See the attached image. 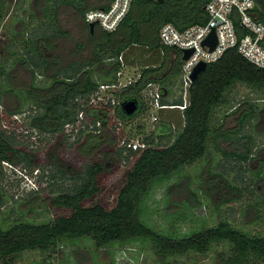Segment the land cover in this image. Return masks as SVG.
<instances>
[{
  "label": "trees",
  "instance_id": "1",
  "mask_svg": "<svg viewBox=\"0 0 264 264\" xmlns=\"http://www.w3.org/2000/svg\"><path fill=\"white\" fill-rule=\"evenodd\" d=\"M209 1L164 0L160 3L156 0H135L116 32L106 33L95 27L94 33H101L103 39L92 47L88 59L80 62L68 61L65 66H60L65 47L59 42L69 37V33L61 26L60 13L71 9L84 20L87 11L106 9L111 0H106L105 4H97L89 10L88 0H43L39 3V14L36 15L33 11L27 18L28 22L16 21L17 26L15 25L11 32L9 26H4L8 35L4 47L0 50V107L4 112L23 114L20 108L13 112L6 109L7 96H21L24 101H31L38 113L28 116L29 127L50 138L58 137L56 148L63 141L66 142L68 137L64 133L65 126L74 124L80 112H85L84 120L88 117L95 120L91 119L93 127L89 133H84L88 130L86 125L77 132V152L90 161L89 164L83 165L80 174H70L69 165L58 158L54 152L55 147L47 152V166L40 169L35 165L33 169L34 171L36 168L37 173L38 169L41 170L40 176L36 174L37 180L50 183V207L67 210L69 213L56 216L46 223L16 221L5 230L0 227V264H11L16 256L24 252H55L57 246L82 238L90 239L97 249L123 245L129 241H143L161 264H169L170 258L182 257L189 253L205 255L213 245L228 248L217 254L218 264H264V191L261 197L255 200L257 185L262 183L263 179L257 173L244 181L245 173L253 174L249 165L254 159L251 155L255 142L250 134L242 133L244 127L251 125L256 116L259 118L256 113L258 108L254 102L248 101L239 106V109H235L231 115L240 114L237 121L239 126L235 130H225L224 121L214 119L216 113L230 105L228 96L235 92L237 86L259 92L264 97V68L251 65L235 49L227 51L217 62L209 64L187 88L186 106L183 110L178 108L184 106L182 97L170 99L171 90L164 86L166 82H170L167 76V79L163 77L164 72L169 70L165 68L167 61L171 59L168 57V51L172 52L176 60L172 74L177 76V81L179 78V87L182 88L181 61L178 52L166 50L159 44L157 25L172 23L179 30H183L194 24H204V7ZM253 1L257 8L254 16L264 25V0ZM9 7L7 0H0V25L9 13ZM144 30H148L150 35L146 42L142 41ZM83 47L84 45L79 43L76 50L80 51ZM137 48L139 52L145 53L134 57ZM129 54L132 55L131 60L126 59ZM120 56L126 65H139L143 70L135 83L121 88L117 94L120 101L116 108L123 121L146 113L147 107L142 92L152 82L160 83V103L171 107L158 112L155 134L142 140L146 145L144 150L116 148V140L111 133L113 129H106L107 108L99 110L86 103L98 92L100 86L118 84L116 74L121 67ZM103 65L107 66V70L103 75H99L98 69ZM14 67L29 71L28 89L13 87ZM50 68L55 71L51 76L47 75ZM37 76L47 78L42 87L34 84ZM38 93L42 95L39 96ZM130 100L137 101L139 108L132 117H127L123 115L120 105ZM107 107H111L110 102ZM97 124L101 126L99 134H96ZM165 137L168 140L161 142ZM227 140L233 142L234 150H221V154L223 159L230 160V170L227 173L222 171L220 176L207 170L206 179L210 181L211 188L213 187V194L216 190L215 182L221 183L225 190L232 194L231 197L222 199L217 209L223 204L241 201L243 195L250 201L240 213L249 221L244 224L247 223L253 230L248 232L237 228L230 219L219 214V220L213 227L189 235L167 237L155 232L143 219L144 202L152 192V187L182 168L203 160L210 148H218L220 142ZM15 142L14 137L7 136L0 128V166L3 162L13 166L25 163L32 168L34 163H37L35 154L19 149ZM98 155L100 157L97 158ZM130 158L135 160L124 174L125 183L118 193L115 207L107 210L100 204L88 206L87 204L101 193L102 176L108 173L107 162L118 164L124 160L130 163ZM47 167L50 168L49 173H46ZM235 170L239 174L229 179V174ZM61 181L72 182L71 188H61ZM202 185L201 182L200 187L209 201L210 198ZM178 186L179 183L171 186L168 194ZM32 193L34 192H29L30 197ZM37 193L35 191V195ZM215 197L222 198L220 194ZM188 201L193 202L190 196ZM31 204L32 201L29 205ZM3 205V195L0 191V209ZM251 208L252 211H249ZM247 215L251 218L248 219Z\"/></svg>",
  "mask_w": 264,
  "mask_h": 264
},
{
  "label": "rangeland",
  "instance_id": "2",
  "mask_svg": "<svg viewBox=\"0 0 264 264\" xmlns=\"http://www.w3.org/2000/svg\"><path fill=\"white\" fill-rule=\"evenodd\" d=\"M41 1L43 0H7L10 7L9 13L5 16L0 25V50L4 47V44L6 43L5 40L8 37L4 26H9L8 28L11 32V29L15 28V25L17 26L16 21L18 22V20H22L23 22H28L27 18L31 15V13H33V11L36 15L39 14V3ZM105 3L106 0H88L87 9L89 10L94 6H97V4ZM59 19L62 28L69 33V37L62 39L59 42V44H63L65 47L62 51V62L60 61V66H65L68 61L80 62L88 59L91 54L92 47L96 43L102 41L103 35L99 32L90 34L85 27L84 20L71 9L63 10L60 13ZM157 27L159 29L161 24H158ZM149 38L150 35L148 30H144L142 41L146 42ZM79 43L83 44L84 47L82 50L77 51L76 45ZM142 53L139 52L137 48L134 57H139ZM168 54H170L168 57L172 60L170 59L167 61L165 68L169 70L167 73L164 72L163 77L166 78L167 76V78L170 79V82H166L164 86L171 90L170 99L182 97L185 101L186 93L181 86L179 87V78L177 81V76L172 74V71H175L176 60L172 52L168 51ZM131 58L132 55L129 54L126 59L131 60ZM120 69V75H118V73L116 74L119 89H113L110 92L100 91L97 96H91L86 102L99 110L107 108L108 125L106 129H113L111 133L115 137L116 148H123L122 142L124 140L134 141V144L141 143L143 139L148 138L150 135H154L158 126V120L153 121V117H158V113L154 110H150L148 100L149 96H144L146 87L143 89L142 96L146 107H148L147 112L142 115L137 114L129 121H123L121 118L122 115L116 108L117 103L120 101L117 94H119L120 89L124 86L132 82L135 83L141 76L143 70L139 65L130 66L126 65L124 62ZM106 70V65L100 66L98 74L103 75ZM53 73H55L54 68H50L47 75L51 76ZM37 74L39 75V73ZM169 74H171V76ZM46 80L47 78L44 76H37L35 77L34 84L42 87L46 84ZM151 84L155 90H161V86L159 85L160 83L152 82ZM12 85L16 89H28L30 85L29 71H25L21 67H14V70L12 71ZM152 87H150V89ZM34 93L35 92H33L32 95H34ZM37 95L41 96L42 94L38 93ZM228 98L230 99V105L225 110L216 113L214 116L215 120L220 119L224 121L223 128L225 130L234 125L232 122L233 119H231L233 116H228V114H231L235 111V109H239V106L243 103L248 101L254 102L258 108L256 113L259 117L261 110L264 109L263 94L249 91L243 86H237L235 88V92L229 95ZM113 99L115 102L113 106L112 103H110V108L107 107L108 105L105 106L106 103ZM5 107L9 112H13L14 110L20 108V111L23 112V114H7L4 112V109L0 107V128L4 130L7 136L15 138L16 147L27 153L35 154L37 163L35 162L32 168L25 163H20L17 166H13L6 162L1 164L0 191L3 195L4 205L0 209V227L5 230L16 221L32 224L46 223L56 216L68 214L69 212L67 210L64 211L62 209L50 207V201L52 199V195L49 193L50 183L46 180H37L36 176L40 174V169L43 168V166H47V152L52 147H55L54 152L58 158L69 165L71 175L75 176L80 174V170H82L81 168L83 165L85 166L89 164L90 161L77 152V143H75V140L77 139V132L74 131L73 133H69L67 129H64V133L68 138H66V142L63 141L58 145V148H56L57 141L59 139L58 137L50 138V136L38 133L36 130L29 127L28 116L30 117L38 113L31 101H24L21 96H19V98L7 96L5 100ZM91 119L95 120L92 117H88L83 121L82 125L79 127L74 126V128L79 129L84 127L83 125H86L88 126V130L84 133H89L93 127ZM260 122L261 118L258 120L256 116L251 125L245 126L242 131L243 134H250L254 138L255 147H258V144L264 141V132L262 136L257 134V131H259L257 130V127L258 124H261ZM238 126L237 122L236 128ZM261 126H264V122ZM96 127L98 128L96 134H99L101 132L100 124H97ZM233 139L239 140L237 137H234ZM167 140L168 138L165 137L160 141L164 142ZM221 150H232L231 143L227 141L220 142L218 144V148H210V151L203 158V160L192 166L182 168L170 178L161 180L152 187V192L147 195L144 202L143 219L146 220L155 232L167 237L189 235L193 232L200 231L201 229L213 227L219 220V214L223 218L230 219L231 223H234L237 228L245 229L248 232L253 230L247 223L244 224L249 221L244 219L243 215L240 213V211L249 204L250 201L248 199L246 200V198H244L245 201L243 199L242 201L234 202L232 204H223L220 209H217V205H220L222 199L229 198L232 195L229 190H225L221 183L218 184L217 182H215L216 185L214 187L216 190L213 194V187L211 188L210 181L206 179L208 178L207 170L217 173L218 176L221 175L220 173L222 171L225 170L227 173V171L230 170V167H228L230 160L222 158ZM98 157H100V155H98L97 158ZM134 160L135 159L130 158V163L123 160L118 164L113 162L110 164L107 162L108 173L102 176L101 193L87 205L100 204L107 210L114 208L118 198V193L125 183L124 174ZM50 164L51 163H49V165ZM35 165L36 168L37 166L40 168L38 169V173L36 168L33 171ZM14 168H17L19 172H23V175H25L29 181L35 182V190H32L34 192L31 194L32 197H30L29 194L31 191H29L26 186V184H29V181L24 178L25 184L22 185V178L19 177L17 174L18 172L16 173L13 171ZM49 171L50 168L47 167L46 173H49ZM35 173L37 175H34ZM226 177L228 178V176ZM201 182L203 183V189L207 192V197L209 196L208 198H210L209 201H207V198L203 194L202 188L200 187ZM177 183H179L180 186L174 188L171 194H168V189ZM60 184H63L61 188L67 190L71 188L72 182L61 181ZM35 191L38 192L36 195ZM54 193L55 192H53V194ZM217 194H220L222 198L215 199L218 198L215 197ZM188 196H190L193 200L192 203L188 201ZM29 201L30 203L32 201L33 204L29 205ZM249 211H252V208L249 209ZM247 218L250 219L251 216L247 215ZM227 249L228 248L226 246L222 248L213 245L210 248V251L205 255L201 256L195 253H189L182 257L176 256L170 258L168 262L169 264H218L216 260L217 254L224 252ZM11 264L161 263L150 250L149 246H147V244L143 241H129L123 245L106 246L97 249L90 239L82 238L75 241L65 242L57 246L55 252H24L16 256Z\"/></svg>",
  "mask_w": 264,
  "mask_h": 264
},
{
  "label": "built area",
  "instance_id": "3",
  "mask_svg": "<svg viewBox=\"0 0 264 264\" xmlns=\"http://www.w3.org/2000/svg\"><path fill=\"white\" fill-rule=\"evenodd\" d=\"M134 1L111 0L106 9L87 11L84 16V22L87 25L94 24L97 29L103 32L114 33L128 15ZM254 8L255 3L253 0H210L204 7L206 17L204 24H194L183 30H179L172 23H165L159 28V44L163 48L174 50L179 54L181 61L180 83L185 93L192 83L190 76L196 66L200 63H204L206 66L215 63L227 51L232 49H235L251 65L257 68H264V25L256 20ZM212 31L216 37V45L210 51L207 46H203L202 44ZM182 51H191L186 60H182ZM119 62L123 66L121 56L119 57ZM120 70L118 75H120ZM150 87H152L151 83L146 86L144 95L149 96L150 110L158 113L163 109L171 108L163 106L160 103V90H155L153 87L150 89ZM113 89H119V86L102 85L95 96L100 91L110 92ZM110 103L114 105V99ZM185 106L186 103L184 101V106L178 108L183 110ZM92 108L96 107L92 106ZM84 117V112H80L76 122L74 124H67L65 129L69 133L78 132L79 129L74 128V126L79 127L82 125ZM156 120L157 116L153 117V121ZM122 147L125 150L138 151L144 150L146 145L143 142L134 144V141L124 140ZM13 171L18 172L17 174L22 178V185L25 184L24 178H27L23 175V172H19L17 168H14ZM34 184L35 182L33 181H29V184H26L29 191L35 190Z\"/></svg>",
  "mask_w": 264,
  "mask_h": 264
},
{
  "label": "crops",
  "instance_id": "4",
  "mask_svg": "<svg viewBox=\"0 0 264 264\" xmlns=\"http://www.w3.org/2000/svg\"><path fill=\"white\" fill-rule=\"evenodd\" d=\"M231 114H228V116H230ZM227 116V117H228ZM233 117H231L232 122L234 123V125L232 127H229L227 128V130L231 131V130H235L236 129V124H237V121H238V118L240 116V114H232ZM264 109L261 110L260 112V117L258 118V120H260L261 118V124L264 122ZM236 123V124H235ZM261 124H258V127H257V134L259 136H262L263 132H264V126L262 127ZM227 142L231 143L232 145V150L228 151V152H231L234 150V147H233V142L231 140H227ZM254 159L253 161L250 163L249 167L250 169L252 170L253 174L252 173H245L244 175V181L246 179H249V178H252L255 176V174H259L260 178L263 179V182L258 184L257 185V188H256V194H257V198H255V200H258L259 197H261V194L263 193V188H264V141H262L261 143L258 144V147H255L254 149V152L253 154L251 155ZM230 173V172H229ZM239 174V172H237L236 170L233 171L231 174H229V179H233L235 177L236 174ZM246 198L244 195H243V198L241 199V201ZM247 200V198H246ZM245 201V199H244ZM236 201H233L229 204H232ZM239 202V201H238Z\"/></svg>",
  "mask_w": 264,
  "mask_h": 264
},
{
  "label": "water",
  "instance_id": "5",
  "mask_svg": "<svg viewBox=\"0 0 264 264\" xmlns=\"http://www.w3.org/2000/svg\"><path fill=\"white\" fill-rule=\"evenodd\" d=\"M149 1V0H148ZM157 2L162 3L164 0H156ZM254 11H257V8H254ZM88 29L90 31V34L94 33V24L88 25ZM203 46H207L210 51L213 50L214 46L216 45V37L214 32L212 31L211 34L203 41ZM182 60H186L189 55L191 54V51H182ZM206 64L200 63L198 66L195 67L193 70L190 79L193 83L197 80L198 76L206 69ZM121 111L123 115L127 117H132L137 111H138V103L137 101L130 100V101H124L120 105Z\"/></svg>",
  "mask_w": 264,
  "mask_h": 264
},
{
  "label": "flooded vegetation",
  "instance_id": "6",
  "mask_svg": "<svg viewBox=\"0 0 264 264\" xmlns=\"http://www.w3.org/2000/svg\"><path fill=\"white\" fill-rule=\"evenodd\" d=\"M85 27L87 28V30H89V29H88V26H87L86 24H85Z\"/></svg>",
  "mask_w": 264,
  "mask_h": 264
},
{
  "label": "bare ground",
  "instance_id": "7",
  "mask_svg": "<svg viewBox=\"0 0 264 264\" xmlns=\"http://www.w3.org/2000/svg\"><path fill=\"white\" fill-rule=\"evenodd\" d=\"M94 29H95V26H94Z\"/></svg>",
  "mask_w": 264,
  "mask_h": 264
},
{
  "label": "clouds",
  "instance_id": "8",
  "mask_svg": "<svg viewBox=\"0 0 264 264\" xmlns=\"http://www.w3.org/2000/svg\"><path fill=\"white\" fill-rule=\"evenodd\" d=\"M159 114V113H158ZM34 175H36V174H34Z\"/></svg>",
  "mask_w": 264,
  "mask_h": 264
}]
</instances>
